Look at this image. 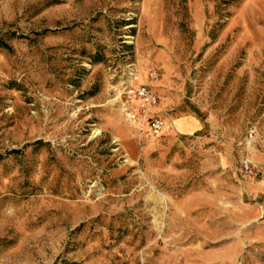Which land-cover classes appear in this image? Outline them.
Wrapping results in <instances>:
<instances>
[{
    "label": "rangeland",
    "instance_id": "obj_1",
    "mask_svg": "<svg viewBox=\"0 0 264 264\" xmlns=\"http://www.w3.org/2000/svg\"><path fill=\"white\" fill-rule=\"evenodd\" d=\"M0 264H264V0H0Z\"/></svg>",
    "mask_w": 264,
    "mask_h": 264
},
{
    "label": "built area",
    "instance_id": "obj_2",
    "mask_svg": "<svg viewBox=\"0 0 264 264\" xmlns=\"http://www.w3.org/2000/svg\"><path fill=\"white\" fill-rule=\"evenodd\" d=\"M124 83V113L128 120L135 125L146 127L153 137L161 136L167 129L166 120L155 112L160 103L157 92L148 84L143 83L139 70L134 66H128ZM158 77V70L153 68L148 75L149 80ZM256 132H250V142L255 140ZM242 170L246 175H254V168L249 160L243 161Z\"/></svg>",
    "mask_w": 264,
    "mask_h": 264
},
{
    "label": "crops",
    "instance_id": "obj_3",
    "mask_svg": "<svg viewBox=\"0 0 264 264\" xmlns=\"http://www.w3.org/2000/svg\"><path fill=\"white\" fill-rule=\"evenodd\" d=\"M188 123L190 124V127L188 128L187 126L186 127L183 126L185 129H194V131H196L201 127L198 120L196 118H193V117L189 119Z\"/></svg>",
    "mask_w": 264,
    "mask_h": 264
}]
</instances>
